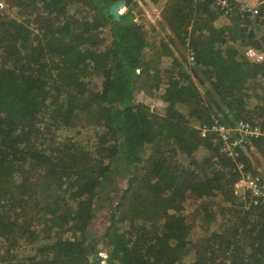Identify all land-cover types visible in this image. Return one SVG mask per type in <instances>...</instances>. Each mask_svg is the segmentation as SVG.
Here are the masks:
<instances>
[{
	"label": "trees",
	"instance_id": "trees-1",
	"mask_svg": "<svg viewBox=\"0 0 264 264\" xmlns=\"http://www.w3.org/2000/svg\"><path fill=\"white\" fill-rule=\"evenodd\" d=\"M6 2L0 264H93L103 251L105 264H264V205L233 189L242 171L264 175L200 132L241 119L264 131V60L245 55L264 46V5L254 21L166 0L147 31L138 0ZM251 144L264 160V136ZM20 244L30 253L12 255Z\"/></svg>",
	"mask_w": 264,
	"mask_h": 264
},
{
	"label": "built area",
	"instance_id": "built-area-1",
	"mask_svg": "<svg viewBox=\"0 0 264 264\" xmlns=\"http://www.w3.org/2000/svg\"><path fill=\"white\" fill-rule=\"evenodd\" d=\"M6 4V0H0V9L4 8ZM262 5H264V0H214L215 8L223 15L237 9L240 17H247L254 21ZM156 17L161 20L159 13ZM151 21L154 22V20ZM261 48L248 47L245 50V55L253 61L257 59L261 62L264 60V46ZM200 132L202 137H205L207 133L216 134L221 139L222 151L233 159H236L239 153L247 148L252 139L264 136V131L259 126L243 119L236 121L231 128L214 120L210 126H202ZM233 189L236 195L250 194L251 201L255 205H264V178L258 175L254 176L250 171H242L241 176L234 183ZM247 190L249 192H245Z\"/></svg>",
	"mask_w": 264,
	"mask_h": 264
},
{
	"label": "rangeland",
	"instance_id": "rangeland-1",
	"mask_svg": "<svg viewBox=\"0 0 264 264\" xmlns=\"http://www.w3.org/2000/svg\"><path fill=\"white\" fill-rule=\"evenodd\" d=\"M138 1H139V5H140V10L141 11H139V12L136 11V13H135L136 14V19H137V21L140 20V22L145 23V25L148 26V28L145 27L146 30L150 31L151 25L156 23L157 14L159 13V16H160V11L162 10L166 0H138ZM124 10H125V8H122L120 10V12L122 13ZM149 19L150 20H154V22H151ZM228 19L229 18L227 16H221L220 19L217 21V23L218 24L225 23V22L228 21ZM261 82L264 85V80H262ZM263 89H264V87H259L258 88V90L260 92L264 93ZM135 99H136V101L148 104L150 106V108H152L153 110H157L158 107H159V104H160L159 99H158L157 96L154 97V96L145 94L143 91L135 92ZM244 153L250 158V161L253 164L255 170L260 172V173H262L264 175V160H263V157L255 150V147L251 144V142L249 143L248 147L245 148ZM119 189L120 190L123 189V186H122V188H119ZM238 194H240V193H238ZM108 216H109V213L107 214L106 212L104 213L103 211L98 213V216H97V219H96V223H95V227L92 230V231H95L94 233L97 236L99 234L103 233L104 228L107 226ZM21 245L22 244H20V247L15 248L11 252V254L13 255L15 253L18 256L19 254L24 253V252H25L24 254H26V253L29 254L30 253V252H27V250L29 249L28 246L24 245L22 247ZM3 250H4V246L1 245V240H0V254L2 253ZM99 253H101L102 255L105 256L104 251L103 252H99ZM24 254H22V255H24Z\"/></svg>",
	"mask_w": 264,
	"mask_h": 264
},
{
	"label": "water",
	"instance_id": "water-1",
	"mask_svg": "<svg viewBox=\"0 0 264 264\" xmlns=\"http://www.w3.org/2000/svg\"><path fill=\"white\" fill-rule=\"evenodd\" d=\"M124 7V2L122 1H119V2H116V3H113L110 5L109 7V13L110 15L115 19V20H118L119 17H120V10ZM106 255H102L101 253H96L94 255V262L93 264H105V259Z\"/></svg>",
	"mask_w": 264,
	"mask_h": 264
},
{
	"label": "crops",
	"instance_id": "crops-1",
	"mask_svg": "<svg viewBox=\"0 0 264 264\" xmlns=\"http://www.w3.org/2000/svg\"><path fill=\"white\" fill-rule=\"evenodd\" d=\"M255 61H257V62H260V61H259V60H257V59H256Z\"/></svg>",
	"mask_w": 264,
	"mask_h": 264
}]
</instances>
